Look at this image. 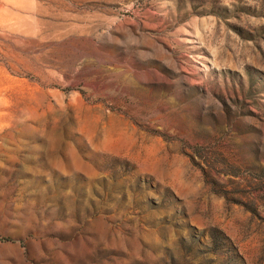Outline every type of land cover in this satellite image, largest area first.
Masks as SVG:
<instances>
[{"label":"rangeland","instance_id":"374dc122","mask_svg":"<svg viewBox=\"0 0 264 264\" xmlns=\"http://www.w3.org/2000/svg\"><path fill=\"white\" fill-rule=\"evenodd\" d=\"M0 264H264V0H0Z\"/></svg>","mask_w":264,"mask_h":264}]
</instances>
